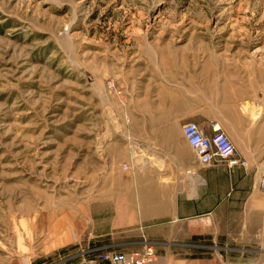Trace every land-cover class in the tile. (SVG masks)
Here are the masks:
<instances>
[{
    "label": "rangeland",
    "instance_id": "1",
    "mask_svg": "<svg viewBox=\"0 0 264 264\" xmlns=\"http://www.w3.org/2000/svg\"><path fill=\"white\" fill-rule=\"evenodd\" d=\"M201 72L241 95L264 84V0H0V264L58 262L41 257L48 228L110 220L133 153L142 167L144 143L183 138ZM225 228L238 254L264 253V213Z\"/></svg>",
    "mask_w": 264,
    "mask_h": 264
},
{
    "label": "crops",
    "instance_id": "2",
    "mask_svg": "<svg viewBox=\"0 0 264 264\" xmlns=\"http://www.w3.org/2000/svg\"><path fill=\"white\" fill-rule=\"evenodd\" d=\"M188 85L185 111L174 124L194 122L206 133L219 125L247 165L233 170L224 164L203 166L183 133L178 144L166 139L144 143L143 166L135 153L126 163L111 200V219L90 216L92 224H53L42 242V258L77 252L69 264H109L83 251L105 246L137 250L146 235L156 243L152 264H264V253L238 254L225 231V224H255L264 213V190L258 188L264 177V113L262 109L253 117L246 109L247 103L261 107L264 84L260 80L249 95H241L224 75L201 72ZM154 118L155 130L171 131L167 113L160 111ZM155 150L161 152L153 158Z\"/></svg>",
    "mask_w": 264,
    "mask_h": 264
},
{
    "label": "built area",
    "instance_id": "3",
    "mask_svg": "<svg viewBox=\"0 0 264 264\" xmlns=\"http://www.w3.org/2000/svg\"><path fill=\"white\" fill-rule=\"evenodd\" d=\"M182 133L203 166L224 164L233 170L248 163L239 156L235 143L219 125H215L211 133H206L197 123L187 122L182 127ZM124 168H127L126 164ZM258 187L264 190V177L261 178ZM86 253L109 264H152L156 257V243L144 235L142 246L137 250L124 251L113 246H105L92 248ZM58 257V262L54 260L49 264H69L71 254L61 253Z\"/></svg>",
    "mask_w": 264,
    "mask_h": 264
}]
</instances>
